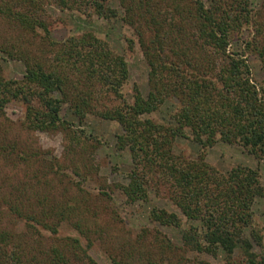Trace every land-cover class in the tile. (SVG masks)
I'll return each mask as SVG.
<instances>
[{
  "label": "trees",
  "instance_id": "16d2710c",
  "mask_svg": "<svg viewBox=\"0 0 264 264\" xmlns=\"http://www.w3.org/2000/svg\"><path fill=\"white\" fill-rule=\"evenodd\" d=\"M112 1L0 0V18L16 31L0 36V52L25 68L13 78L0 66V264H98L89 253L94 240L86 235V243L81 241L88 227L78 214L89 207L86 199H110L113 188L127 204L165 194L172 208L152 205L147 213L152 229L144 227L115 245L110 264H195L198 254L222 260L200 258L196 264H264V228L253 209L264 196L258 167L236 163L220 169L205 158L217 141L264 158L261 7L254 0ZM53 8L77 24L61 39L53 34L58 24ZM97 18H115L131 28L133 36L125 39L129 46L137 42L148 66L145 94L136 82L131 100L124 93L128 62L98 34ZM60 22L66 24V18ZM249 55L261 63L259 81L253 79ZM13 99L24 107L20 121L5 116ZM168 99L174 107L159 116ZM64 105L79 124L89 114L118 124L114 147L131 158L127 182L95 184V192L85 188L84 183L96 182L87 162L89 146L102 140L73 126L62 114ZM22 126L61 131L67 166L18 135ZM178 137L199 146L195 156L175 150ZM9 169L16 177L6 176ZM58 172L77 192H67ZM67 224L76 234L60 237ZM158 224L180 229V244ZM151 231L164 251L144 243Z\"/></svg>",
  "mask_w": 264,
  "mask_h": 264
},
{
  "label": "rangeland",
  "instance_id": "374dc122",
  "mask_svg": "<svg viewBox=\"0 0 264 264\" xmlns=\"http://www.w3.org/2000/svg\"><path fill=\"white\" fill-rule=\"evenodd\" d=\"M116 1L117 0H113L112 2L116 4ZM254 1H256L255 5L262 9L259 18L264 22V0ZM50 12L53 17L57 18L58 22V24H55L53 27V34L56 39L64 38L68 31H75L77 29L76 21L69 18L68 13L57 8H53ZM61 17L66 18V24L60 22ZM77 20L79 23L84 22L82 24L85 27L86 25H89L87 21H84L82 18H78ZM5 25L4 20L0 18V36L16 33V31H13L11 28H6ZM93 26L98 34L105 38L114 49L125 55L129 66V81L123 87V91L128 99H132V85L134 82L138 84L141 91L145 94L148 90V66L137 42L132 44V46H129L125 39V36H133L131 28L123 24L121 25V21L116 20L115 18L110 20L97 18ZM252 32L253 31L249 32V35H251ZM249 61L253 79L259 81L263 77L261 63L255 55H249ZM0 66L4 76L13 78H20L25 69L21 60L11 58L1 52ZM174 103V99L166 100L157 114L159 116L164 115L174 107ZM4 111L5 116L10 120L20 121L24 113V107L22 102L13 99L6 103ZM62 114L65 118H68L73 122V126L84 127L87 134H96L102 140V143L95 148L89 146L87 156H90L91 159H88L87 162L90 164L91 175L96 182H94V187L93 182L88 181L84 183L85 188L90 190V192H95L99 189L95 187V184L99 187H105L107 184H112L115 181L122 183L127 182L125 172L131 167V158L127 151H117L114 147V133L118 130V124L114 121L102 119L92 114H89L84 122L79 124L77 118L69 111L68 106L66 105L62 108ZM27 129L28 128L22 126L21 129H17L16 133L18 135L21 133V136L23 137L28 136L29 140L33 142L36 148L47 150L51 154L56 155L59 160L64 162L67 166V161L64 157L63 134L61 131ZM14 132L15 128H12L11 134L14 135ZM175 142V150L184 153L186 156L193 157L198 152L199 146L190 139L178 137ZM205 152L206 160L220 169L227 168L236 163L249 164L258 167L260 171V180L264 185V158L257 159L240 147L222 141H217L214 145L209 146ZM15 171L16 170L14 169L7 170L6 176L10 177ZM64 172L66 173V171ZM17 173L18 176L24 174L22 171H18ZM65 173L58 172V176L64 178L61 185L66 187V190L69 193L71 191L77 192V187L75 188L73 181H68V176ZM47 176L50 178L52 172L48 173ZM54 189V195H57V186H55ZM81 189L83 190V187ZM111 192L112 195L109 197L110 199H107L106 197L108 196L105 195L100 196V198L95 197V199L93 196H91L92 198L89 197V199L85 200L89 207L83 209L82 212L80 211V214H78L82 218L83 223L88 227L86 233L81 236V241L85 244L86 239L88 240V238L94 240L89 249V253L95 260H97L98 264H110L108 254L109 252H113L115 245L119 246L122 242H128V238L135 233L142 232L144 227L152 229L153 223L148 219L147 214L152 205L172 208V204L166 199L165 194H163L165 197L163 195L156 196L151 194L149 200L146 202L135 201L132 204H127L123 202L119 193H115L114 188ZM85 196L86 195H83L81 197L82 200L85 199ZM34 205L36 206V204ZM253 209L259 225L264 228V196L256 199ZM158 228L161 232L166 234L173 244H180V229L161 224H158ZM66 234L74 235L76 234V230L74 231L69 225L59 229L58 235L60 237L66 236ZM148 234V239H146L144 243L148 245L153 244L154 249L157 246L160 252L164 251L165 249L158 246V241L161 240V238L156 240L153 237L152 231ZM86 235H88V238ZM254 246L255 248H258L256 244H254ZM166 254H169V252ZM195 256H197L195 264L199 262L200 258L213 262H220L222 260L220 255L213 256L210 254H198Z\"/></svg>",
  "mask_w": 264,
  "mask_h": 264
}]
</instances>
